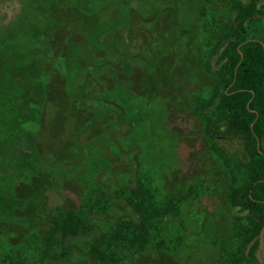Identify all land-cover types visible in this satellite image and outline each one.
<instances>
[{"label": "trees", "instance_id": "obj_1", "mask_svg": "<svg viewBox=\"0 0 264 264\" xmlns=\"http://www.w3.org/2000/svg\"><path fill=\"white\" fill-rule=\"evenodd\" d=\"M20 1L17 20L1 28L0 74L15 69L20 80L25 69L34 74L28 82L21 80L19 89L0 77V128L16 126L8 141L2 140L0 156L12 159L23 174L31 154L34 181L41 178L40 184H33L34 191L41 183L45 188L57 182L79 184L78 213L50 219L52 233L62 228L64 240L91 234L94 217L113 219L122 205L140 217L114 223L101 237L94 236L86 251L95 264H132L153 242L154 226L171 211L170 206H156L140 181L137 186L130 181L134 168H142L144 139L142 110L137 114L132 105L136 98L153 97L161 90L157 82L144 83L142 72L147 58L142 53L146 0ZM121 8L125 21L101 29L94 55H76L68 67L71 43L116 18ZM213 60L224 75V121L242 140L241 166L251 169L250 181L231 189L230 202L247 214L250 232L258 237L264 232V0H249ZM158 70L172 80L169 65L161 64ZM61 138L65 141L59 142L60 148ZM104 173L110 176L106 182L101 181Z\"/></svg>", "mask_w": 264, "mask_h": 264}, {"label": "rangeland", "instance_id": "obj_2", "mask_svg": "<svg viewBox=\"0 0 264 264\" xmlns=\"http://www.w3.org/2000/svg\"><path fill=\"white\" fill-rule=\"evenodd\" d=\"M248 2L143 3L146 20L142 28L147 29L142 34V53L147 57L142 64L144 83L157 82L161 90L153 97L142 95L134 99L135 113L142 110L143 161L142 168H134L136 173L130 181L136 186L140 181L150 189L156 206H170L171 211L154 226L153 242L132 264L264 263V232L254 236L247 225V214L230 202L231 189L247 184L251 169L241 166L242 140L229 132L224 121L220 103L224 75L213 60ZM21 9L20 0H0V37L1 28L14 23ZM125 18L121 8L116 18L72 42L66 53L68 67L76 55L92 57L97 33ZM165 63L169 65L170 81L159 75L158 67ZM15 71L7 70L0 77L16 89L22 88L21 80L28 82L34 74L25 69L20 80ZM35 89L38 101L43 103L40 86ZM2 129L0 144L16 126ZM46 138L44 135L40 139L44 142ZM57 141L61 148L59 142L64 138ZM73 151L76 153V149ZM70 155L73 159L74 155ZM26 158V170L21 174L12 159L0 156V264H95L86 255L94 236L101 237L123 219L139 220L122 205L115 210L113 219L94 217L91 234L64 240L62 228L52 233L50 219L54 216L63 220V216L78 213L82 198L79 184L75 180L68 185L57 182L55 187L45 188L41 183L39 190L34 191L33 184H40L41 178L34 181L35 163L31 154ZM67 174L72 176L71 172ZM109 178L108 173L101 175V181ZM52 234L55 238L49 240Z\"/></svg>", "mask_w": 264, "mask_h": 264}]
</instances>
